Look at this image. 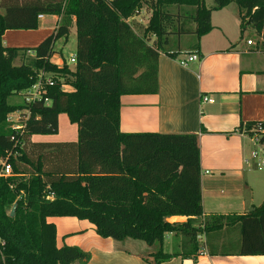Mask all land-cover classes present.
Here are the masks:
<instances>
[{"label": "trees", "instance_id": "obj_1", "mask_svg": "<svg viewBox=\"0 0 264 264\" xmlns=\"http://www.w3.org/2000/svg\"><path fill=\"white\" fill-rule=\"evenodd\" d=\"M214 1L208 7L206 0H0L6 10L0 13V160L12 166V175L2 176L0 162V264L86 261L89 255L81 248L57 244V227L48 219L64 216L89 220L100 236L115 240L133 238L152 246L163 245L170 233L179 236L184 253L161 247L150 255L153 263L199 255L200 234L211 255H264V202L243 215L195 218L204 214L198 135L120 128L121 97L158 92L160 52L172 35L193 33L200 40L211 32L214 10L235 2L242 32L254 28L264 52V0ZM170 6L196 11L175 14ZM143 10L150 18L140 35L129 20ZM40 14L62 16V21L33 48L32 63L16 65L19 52L29 49L5 46L4 34L37 29ZM73 17L76 63L59 66L51 61L55 44L69 38ZM191 22L193 30L187 29ZM151 36L156 37L152 45ZM41 71L54 74L55 85L45 96L50 103L11 102L37 82ZM63 84L74 89L66 91ZM16 111L30 112L19 130L8 121ZM61 114L78 125L76 149L64 153L68 143L32 141L33 135L57 134ZM257 125L247 124L245 130ZM57 154L66 157V165L55 162ZM173 215L188 220L168 221Z\"/></svg>", "mask_w": 264, "mask_h": 264}, {"label": "crops", "instance_id": "obj_2", "mask_svg": "<svg viewBox=\"0 0 264 264\" xmlns=\"http://www.w3.org/2000/svg\"><path fill=\"white\" fill-rule=\"evenodd\" d=\"M232 6L233 3L213 11V29L200 40L193 33L171 36L170 44L160 52L158 92L121 97L120 128L124 133L198 135L204 211L203 216L195 217L198 221L209 215L247 214L264 202V167L258 165L260 157L253 156L255 151L264 148V144L256 143L251 134L253 132L245 130L247 124L264 122V52L260 49V36L255 40L247 37L248 29L242 32L238 7ZM175 8L183 14L190 9L184 6ZM191 8L196 10V7ZM5 12V8L0 7V13ZM146 13L143 10L129 20L140 35L149 23L150 14L143 18ZM61 21L62 16L43 14L37 29L7 30L3 44L29 49L20 51L16 60L25 51L34 58L33 48L50 36ZM195 28V23L187 24V29ZM22 33L27 35H19ZM74 34L75 51L67 59L62 47L60 51L55 47L51 59L53 63L59 66L68 63L74 67L71 58L76 56L77 51V27L73 17L69 38ZM69 38L61 39L67 43ZM177 38L178 47L175 46ZM155 40L156 37L151 36L149 43L152 45ZM249 40L253 43L248 44ZM192 54H198L199 59L182 65L181 60ZM67 89L73 90L72 86ZM204 97L213 101H203ZM74 130L77 135L54 141L68 143L63 148L64 153L76 149L74 143L78 141L79 128ZM38 136L41 135H33L32 141L45 142L37 140ZM74 154L77 155V152ZM63 156L57 154L55 162L66 165L67 160ZM74 161L78 163L77 156ZM48 220L57 227L59 247L76 246L88 253L86 261L71 264H264V255H211L204 245H201L199 255L180 254L162 263H153L150 255L161 247L167 253H175L176 244L171 240H180V237L170 233L163 245L156 243L150 246L133 238H104L97 233L92 222L74 216L50 217ZM167 220L185 222L188 216L173 215Z\"/></svg>", "mask_w": 264, "mask_h": 264}, {"label": "rangeland", "instance_id": "obj_3", "mask_svg": "<svg viewBox=\"0 0 264 264\" xmlns=\"http://www.w3.org/2000/svg\"><path fill=\"white\" fill-rule=\"evenodd\" d=\"M206 4H207L208 7H212L213 5H215V1L214 0H206ZM170 7H171V9H169ZM170 7H168L169 11H171V12H173L175 14L180 13L182 15H194L195 11H196L194 8H191V6H184L185 8H190V9L186 10V12L189 11L187 14L186 13L183 14V13H181L179 11H176L175 6H170ZM232 7H237V4L235 2H233V6ZM149 14H150V12L146 13L145 15H143V18L145 19L146 15H149ZM19 35L24 36V35H27V34L22 33V34H19ZM247 37L256 40V39H258L259 35H258L257 31L254 28L249 27L248 28ZM64 42H65V40L59 39L56 42V46L55 47L59 51L63 49L64 50L63 54L68 59V57H70V55L76 49V36H75V34L72 35L69 38L67 43H64ZM178 45H179V41H178V38H177V42L175 43V46L178 47ZM60 47H62V49H60ZM187 48L189 49V46H186V49ZM32 61H33V58H31L30 54H28V52L25 51V53H23L20 58L15 60L14 63L16 65L23 64V63L30 64V63H32ZM10 101L13 102V103H23L24 102V97H23L22 93L20 92L19 94H16V95L12 96L10 98ZM24 121H25L24 112L23 111H16L14 113H11L9 124H10V127L23 125ZM77 127L78 126L76 124H73V123H71L69 121L67 115L62 114L60 116L59 132L57 134L44 135V136L41 135V136H38L36 139L37 140H41V141H45V142L61 141V140L65 139L66 137L69 138V136H71V135L72 136L73 135L74 136L77 135L76 131L74 130L75 128L77 129ZM29 144L30 143H28V147H29ZM28 147L26 149H28ZM199 240H200V244L201 245L205 244V235L200 234ZM171 241H172V243H174V245L176 244V247L174 248L176 252L179 251V250L184 251L185 247H184V245L182 243L183 242L182 240H176V239L173 238Z\"/></svg>", "mask_w": 264, "mask_h": 264}, {"label": "built area", "instance_id": "obj_4", "mask_svg": "<svg viewBox=\"0 0 264 264\" xmlns=\"http://www.w3.org/2000/svg\"><path fill=\"white\" fill-rule=\"evenodd\" d=\"M43 14L39 15V18H42ZM253 40H249L248 44H252ZM199 59V55L198 54H192L189 55L187 57V59H183L181 60V64L186 66L188 65L190 62L196 61ZM71 62L72 63H76V56L71 58ZM55 85V80H54V74L53 73H48L45 71H41L38 75V79L37 82L30 87L27 90L22 91V95L24 97V101L28 104H33L37 101H44L46 104L50 103L49 98L45 97L48 93V87L50 86H54ZM68 86H72L70 84H63V89L66 91H72V90H68L67 87ZM73 88V86H72ZM74 89V88H73ZM203 101H213V99L209 98V97H204ZM14 113V112H13ZM25 121L29 118L30 112L26 111L25 112ZM11 115V114H10ZM10 115L8 118V121H10ZM24 121V123H25ZM23 123V124H24ZM23 125H18V126H13V129L19 130L22 128ZM253 132V138L256 141V143L258 144H263L261 142V138L262 135L264 134V125L262 123H258V125L256 127H254L252 129ZM254 157H260V160L258 162V165L260 167H264V148H261L260 151H255L253 153ZM1 164H2V171H1V175L2 176H10L12 175V166L11 164L8 162V160L6 159H1L0 160Z\"/></svg>", "mask_w": 264, "mask_h": 264}, {"label": "water", "instance_id": "obj_5", "mask_svg": "<svg viewBox=\"0 0 264 264\" xmlns=\"http://www.w3.org/2000/svg\"><path fill=\"white\" fill-rule=\"evenodd\" d=\"M16 209H17V204H15V205L12 207V210H11V213H10L11 216H14V214H15V212H16Z\"/></svg>", "mask_w": 264, "mask_h": 264}]
</instances>
